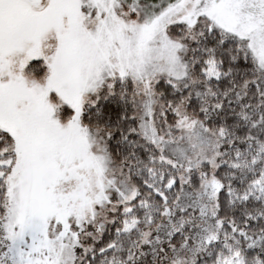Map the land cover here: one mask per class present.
<instances>
[{
  "label": "snow or ice",
  "instance_id": "6c2138e0",
  "mask_svg": "<svg viewBox=\"0 0 264 264\" xmlns=\"http://www.w3.org/2000/svg\"><path fill=\"white\" fill-rule=\"evenodd\" d=\"M0 264H264V0H0Z\"/></svg>",
  "mask_w": 264,
  "mask_h": 264
}]
</instances>
